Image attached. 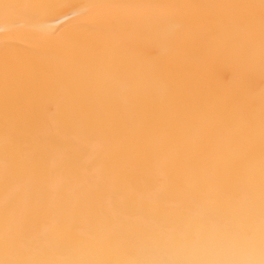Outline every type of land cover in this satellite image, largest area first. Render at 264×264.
Instances as JSON below:
<instances>
[{
	"label": "bare ground",
	"instance_id": "6f19581e",
	"mask_svg": "<svg viewBox=\"0 0 264 264\" xmlns=\"http://www.w3.org/2000/svg\"><path fill=\"white\" fill-rule=\"evenodd\" d=\"M264 0H0V264H264Z\"/></svg>",
	"mask_w": 264,
	"mask_h": 264
},
{
	"label": "snow or ice",
	"instance_id": "6c2138e0",
	"mask_svg": "<svg viewBox=\"0 0 264 264\" xmlns=\"http://www.w3.org/2000/svg\"><path fill=\"white\" fill-rule=\"evenodd\" d=\"M262 226H264V214H262Z\"/></svg>",
	"mask_w": 264,
	"mask_h": 264
}]
</instances>
